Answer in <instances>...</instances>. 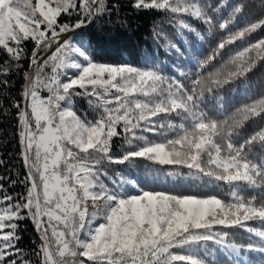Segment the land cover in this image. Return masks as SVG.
Here are the masks:
<instances>
[{
	"label": "snow or ice",
	"instance_id": "snow-or-ice-1",
	"mask_svg": "<svg viewBox=\"0 0 264 264\" xmlns=\"http://www.w3.org/2000/svg\"><path fill=\"white\" fill-rule=\"evenodd\" d=\"M255 6L234 0L223 16L219 0H131L136 11L213 38L196 70L177 78L155 62H98L75 39L111 17L117 5L110 0H0V77L25 60L29 69L21 99L11 104L25 175H0V264H215L213 246L237 258L264 257V89L231 109L221 96L264 66V35H257L264 33V0L258 16L239 23ZM153 32L182 55L162 28ZM77 98L92 118L78 114ZM140 161L159 166L151 169L157 174L167 167L174 179L227 185L230 198L145 189L114 167ZM17 184L25 191L9 192ZM129 187L134 194H126ZM24 220L39 237L35 260L19 247ZM241 230L247 240L238 243L232 237Z\"/></svg>",
	"mask_w": 264,
	"mask_h": 264
},
{
	"label": "trees",
	"instance_id": "trees-1",
	"mask_svg": "<svg viewBox=\"0 0 264 264\" xmlns=\"http://www.w3.org/2000/svg\"><path fill=\"white\" fill-rule=\"evenodd\" d=\"M214 2V0H213ZM221 6V15L226 16L230 11L228 5L234 0H219ZM255 7L246 9L245 14L239 17V23L242 25L246 19L259 15V6L262 0H252ZM116 3L117 8L113 10L111 17H105L103 21H96L91 27H87L80 31L76 38L82 40L93 58L98 62L104 63H130L138 67L145 65L151 66L153 62L160 65L166 75L180 77V73L191 74L196 70V61L207 54L210 49L208 41L213 39L207 37L200 40L194 32L180 31L175 24H170L162 14L154 11H136L131 7V0H110ZM192 26L206 36L205 26L199 22L189 19ZM100 23H104L103 30L98 28ZM159 26L163 29L164 36L177 44L182 55L175 50H169L166 47V40L158 39L153 32L154 27ZM257 35H264L258 33ZM90 42V46H89ZM32 45L28 44L30 49ZM27 60L21 62L19 71H13L7 77V86L0 84V175L5 177L11 176L13 179H23L25 172L22 167L18 136L16 135L18 128V120L16 109L11 107L13 100H20V92L23 86V72L28 70ZM264 89V66L259 67L254 73L250 74L246 84L234 85L231 88H225L221 92L223 103L226 108H233L245 99L246 94L253 95ZM208 102V109L211 110L213 103ZM75 109L78 114L88 115L92 118L95 114L88 107L86 101L77 98ZM179 123V121H176ZM150 141H158L161 137L152 133H145ZM171 135V133H169ZM122 141L117 138L115 141L114 151H119ZM117 170H122L126 178L134 179L139 182L140 186L145 189L163 190L183 194L197 195H217L225 200L229 199L228 186L217 185L216 183L208 184L200 180H192L187 178L167 177L164 173L167 167L159 173L153 172L151 169L159 167L150 165L147 161H140L136 166H114ZM181 172H187V169H180ZM7 188V181H4ZM9 192L23 193L25 191L22 185L17 184L15 188H9ZM135 189L129 187L126 194H134ZM260 190H246L242 194L250 196L259 194ZM253 223L254 222H250ZM19 247L24 250L26 258L35 260L34 249L39 243L34 226L31 220L20 222ZM247 235L242 230L237 232L232 239L238 243L246 242ZM210 260H214L215 264H262L264 257L258 253L242 254L241 257L230 256L214 246L210 248Z\"/></svg>",
	"mask_w": 264,
	"mask_h": 264
},
{
	"label": "water",
	"instance_id": "water-1",
	"mask_svg": "<svg viewBox=\"0 0 264 264\" xmlns=\"http://www.w3.org/2000/svg\"><path fill=\"white\" fill-rule=\"evenodd\" d=\"M85 28H87V27H85ZM84 28V29H85ZM83 30V29H82ZM82 30H80V31H82ZM79 31V32H80ZM29 70V69H28ZM18 144H19V142H18ZM19 152H20V146H19ZM21 163H22V161H21ZM22 167H23V164H22ZM23 170H24V168H23ZM24 172H25V170H24ZM35 231V230H34ZM35 235H36V237H37V239H38V241H39V237H38V234L36 233V231H35Z\"/></svg>",
	"mask_w": 264,
	"mask_h": 264
}]
</instances>
